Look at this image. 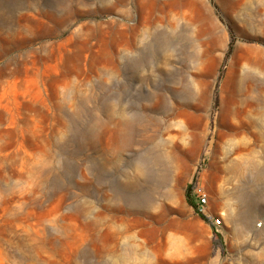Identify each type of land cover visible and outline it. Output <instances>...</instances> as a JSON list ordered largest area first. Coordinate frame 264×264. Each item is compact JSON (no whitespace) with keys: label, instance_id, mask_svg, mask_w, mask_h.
Segmentation results:
<instances>
[{"label":"rangeland","instance_id":"374dc122","mask_svg":"<svg viewBox=\"0 0 264 264\" xmlns=\"http://www.w3.org/2000/svg\"><path fill=\"white\" fill-rule=\"evenodd\" d=\"M262 168L264 0H0V264H264Z\"/></svg>","mask_w":264,"mask_h":264},{"label":"crops","instance_id":"0c3cea01","mask_svg":"<svg viewBox=\"0 0 264 264\" xmlns=\"http://www.w3.org/2000/svg\"><path fill=\"white\" fill-rule=\"evenodd\" d=\"M208 212L210 215H214L218 213V210L209 204ZM195 223H197L198 229L194 226L192 227L189 222L186 227L187 229L181 231L180 235L176 239V245L179 249L178 254L181 255L184 260L191 258L197 259L194 253L196 245L200 243L205 250V260L209 262L215 258L211 264H218L222 253L214 246V232H219L224 236L223 232L219 231L217 227H214L211 221H206L200 216L195 218Z\"/></svg>","mask_w":264,"mask_h":264},{"label":"bare ground","instance_id":"6f19581e","mask_svg":"<svg viewBox=\"0 0 264 264\" xmlns=\"http://www.w3.org/2000/svg\"><path fill=\"white\" fill-rule=\"evenodd\" d=\"M166 41L163 42V46H166ZM156 55L158 54V50L156 49ZM144 63V58L142 56H139L137 58H133L128 62V65H135V66H141ZM235 169V168H234ZM235 172H239L238 168ZM264 170L263 168L258 170V173H256L255 178L256 181H263L264 180ZM120 193H124V191H121L122 189H119ZM236 192L238 194L237 201L238 204L242 207L240 213L238 214V221L244 226L248 227L251 225V221L254 220L256 214L258 213V210L261 209L262 206V197H264V191H258L255 192V194H250L248 191L244 190L242 187H237ZM145 202H149L146 198L144 200ZM258 227H264V224H258Z\"/></svg>","mask_w":264,"mask_h":264},{"label":"built area","instance_id":"2783aa9c","mask_svg":"<svg viewBox=\"0 0 264 264\" xmlns=\"http://www.w3.org/2000/svg\"><path fill=\"white\" fill-rule=\"evenodd\" d=\"M197 209L200 214L205 215L214 227H221L223 224V214L210 215L208 212L209 195L208 192L198 187L195 192Z\"/></svg>","mask_w":264,"mask_h":264},{"label":"trees","instance_id":"16d2710c","mask_svg":"<svg viewBox=\"0 0 264 264\" xmlns=\"http://www.w3.org/2000/svg\"><path fill=\"white\" fill-rule=\"evenodd\" d=\"M233 44H234V40L232 38L231 41H230V44H229V51L230 52H231V50L233 48ZM194 188H195V181L192 182L190 185L187 186V189H186V199H187V202L189 203V205L192 206L196 210V212L198 214H200L198 212L197 204H196L195 200L193 199V197H191V194H192ZM200 216L203 219H205L206 221H209L208 218L205 215L200 214ZM214 235H215V238H214V246H215V248L216 249H220L221 250V253L224 254L225 253V245H224V240H223V237H222L221 233L214 232Z\"/></svg>","mask_w":264,"mask_h":264}]
</instances>
